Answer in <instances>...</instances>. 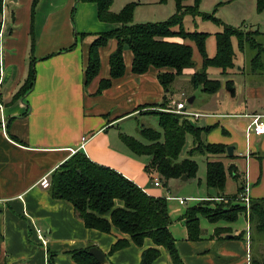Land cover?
<instances>
[{"label": "crops", "instance_id": "obj_1", "mask_svg": "<svg viewBox=\"0 0 264 264\" xmlns=\"http://www.w3.org/2000/svg\"><path fill=\"white\" fill-rule=\"evenodd\" d=\"M116 1H121V5L116 12L111 8L114 13L130 3H138L135 24H140L137 23L138 13L139 20L147 23L158 17L166 21L176 12L175 0L173 13L166 7L170 0ZM190 1L195 2L186 3ZM33 2L2 0L0 12V264H76L70 252L93 247L107 256L109 264H140L143 252L155 247L147 240L143 247L131 243L110 254L118 240H129V236L116 228L110 234L87 228L70 202L54 198L50 189L42 187L44 178L50 180L52 173L78 152L93 163L123 175L148 195L167 199L173 220L170 231L185 264H254L258 252L255 242H263L260 237L252 240L246 215L247 231L245 222L236 225L241 215L232 224H205L200 220L201 239L189 241L185 221L181 220L186 204L181 205L178 197L168 196L170 182L166 185L155 169H149L151 157L137 156L122 140V136L129 135L120 131V123L147 112L163 111V104L170 110L176 103H185L176 101L171 87L167 91L160 83L158 75L164 70L151 68L142 75L134 74V56L126 49L123 54L125 75L113 80L111 87L99 94L101 82L111 79L109 61L117 42L112 40L100 49L101 69L86 86L89 48L98 34L120 29L122 25L102 22L94 1L39 0L34 10ZM256 7L257 0H202L200 10L212 13L217 9L216 16L235 27L239 24L236 22L243 24L255 16L260 17L264 12L259 14ZM256 25L264 38V19L259 18ZM254 26L251 23L244 30ZM210 34L214 42L209 44L212 53H208L213 57L216 32ZM33 61V88L21 94ZM235 64L240 66L238 62ZM202 67L201 58L194 71L185 70L175 82L188 77L193 86L192 76ZM212 72L218 75L212 78ZM208 75L223 83L222 89L229 92L231 102L222 103L221 90L205 94L200 88L204 94L199 96L195 92L189 99H193V107L185 106V111L200 115L198 118L190 116L198 123L201 121L198 126L212 127L204 136L206 143L234 149L233 157L227 152L224 156L207 158L210 162L221 161L227 170L225 196L234 197L239 188L245 186L250 201L263 199L264 134L249 130L251 119L247 116L264 114V73H251L254 80L243 79L239 85L230 79L235 75L232 71L227 78L235 84L234 94L225 87L228 80L221 79V76L226 77L219 70L210 68ZM231 168L237 170L238 179L230 173ZM156 180L160 181V187L155 186ZM218 197L216 192L214 196L208 194L194 201H221ZM217 228H229L230 233L217 237ZM37 230L43 232L45 245L39 241ZM262 247L258 249L261 251ZM159 250L160 257L153 264H172L169 253L164 248Z\"/></svg>", "mask_w": 264, "mask_h": 264}, {"label": "trees", "instance_id": "obj_2", "mask_svg": "<svg viewBox=\"0 0 264 264\" xmlns=\"http://www.w3.org/2000/svg\"><path fill=\"white\" fill-rule=\"evenodd\" d=\"M98 4V17L102 22L119 23L120 29L96 36L88 51V62L85 68V85H89L99 74L101 69L100 49L112 40L117 42L116 50L110 55L111 79L103 80L98 93L111 87L113 80L125 75L126 67L124 51L133 53L132 72L142 75L151 68L164 70L158 75L162 86L169 91L175 80L184 71L195 67L193 47L195 44L203 61V67L192 76L195 89L202 88L205 93L215 94L223 88L219 80L209 78L208 70L217 69L227 77L236 66L237 49L241 53L253 52L250 60L249 72L256 75L264 73V43L259 41L263 35L259 30H244L224 23L216 16L217 9L212 13L200 10L202 0H195L192 5L188 0H175L176 12L168 20L162 22L134 23L135 9L138 3L126 5L119 13L111 8L116 0H87ZM39 0H34L33 10ZM257 12H264V0H257ZM2 0H0V12ZM201 18L222 27L216 33L215 50L211 57L207 51V43L211 34L201 31H189L185 26V17ZM177 41H176V40ZM179 40V41H178ZM74 46L71 47L73 49ZM31 63L29 79L21 89V94H27L34 85L35 71ZM234 82L228 80L225 87L235 93ZM163 104V111H151L145 114H155L161 131L142 127L141 135L146 140L142 143L129 136H122L127 147L137 156L151 157L149 166L157 170L164 182L172 179H194L198 174V164L192 159L196 154L206 156L227 155V147L222 144H209L204 136L212 127H200L190 116L167 111ZM188 136L192 137L193 147L188 152V158L181 160V154L186 146ZM230 173L239 178L237 170ZM51 195L54 198L70 202L78 216L89 229L110 234L113 228L129 236L120 239L111 248L110 254L123 250L131 245L143 247L145 241L150 240L155 247L143 252L140 264H153L160 257L159 248H164L170 255L172 264H185L177 249L170 227L173 224L166 198H156L145 193L135 183L118 172L93 163L87 156L78 152L66 161L50 177ZM227 182V170L221 161L207 162L206 185L218 192L222 203L213 200H203L197 205L186 209L181 220L185 221L189 241L201 239V218L211 224L225 222L235 223L239 216L246 212V206L234 202L241 201L240 196L245 192V186L239 188L238 195L226 197L224 192ZM240 195V196H239ZM225 200L228 202L226 203ZM202 204V205H200ZM249 224L256 232L252 240L257 237L264 244V198L250 201ZM214 205V207H212ZM229 234L230 230L217 228V237ZM90 248L71 251V257L76 264H100L89 253ZM254 264H257L255 261Z\"/></svg>", "mask_w": 264, "mask_h": 264}, {"label": "rangeland", "instance_id": "obj_3", "mask_svg": "<svg viewBox=\"0 0 264 264\" xmlns=\"http://www.w3.org/2000/svg\"><path fill=\"white\" fill-rule=\"evenodd\" d=\"M174 1L170 0V2L168 3V5L166 6L168 9H170L171 13L174 12ZM186 4H192V1H190V3H186ZM121 5V1H116L115 4L112 7V11L114 9V11L116 12V10L118 11L119 7ZM140 12V11H139ZM223 12V11H222ZM171 15V14H170ZM260 17H254L252 20L247 21L245 23L242 24V22H236L239 24H235L237 26L235 27H242L243 29L250 27V24L253 23L255 26L252 28V30H254L255 28H257L256 25V21L260 18V19H264V13L262 15H259ZM167 16H165L166 18ZM140 16L139 13L137 14V23H143L145 22V20H139ZM169 18V17H168ZM166 18V19H168ZM153 20H151V22H162V20L164 18H151ZM196 20V22H195ZM141 21V22H139ZM143 21V22H142ZM165 21V20H164ZM186 24L185 26L188 28L189 31H201V32H205V33H217L220 32L222 30V27L216 25L215 23L212 22H203L201 19L197 18L194 19L193 17H186L185 20ZM195 23L198 24V26H195ZM214 39L211 37L208 41V49L207 51L212 53V48L209 51V44H213ZM259 41H261L262 43H264V38L260 37ZM189 44H192L189 42ZM235 44V49H236V53H237V58H236V63L238 62V64H240V66H238L233 72L235 75L231 76L230 79L235 80L237 83H239V85H241V82H243V79L248 80V81H252L254 80L253 76L251 75V73L249 72V65H250V60L252 59L253 56V52H245V53H241L237 48H236V42L234 41ZM194 49V62L197 65H200L201 63V58L200 55L197 51L196 46H193ZM215 51V49H214ZM241 70L238 71V69ZM245 67V68H244ZM188 72H192L194 71V69H188ZM240 73V74H238ZM217 74L218 72H212V78L214 77V75ZM218 77V76H216ZM220 77V76H219ZM221 79L223 80H230L229 78H223L221 76ZM171 92H174L175 96L174 98L176 99V101L178 100H182L183 102H185L187 108L191 109L193 107L192 104H189L188 100L195 96V94L197 93L199 96L202 93V90L199 89H195L191 83L188 80V77H181L179 78L172 86H171ZM196 92V93H195ZM207 94V93H205ZM221 95H222V103L225 105L226 103H230V95L229 92L226 89H221ZM198 105L196 104L195 107H197ZM172 109H175L172 107ZM227 111H232L231 109L228 110L227 108L225 109ZM220 111H223L222 109H220ZM193 120L194 123H196L197 125L201 124V121L198 123L196 119H194L193 117L191 118ZM142 127H146V128H153L155 130L161 131L159 125H158V117L155 114H143V115H137L133 118H130L122 123H120L119 128L120 131H122L124 134H127L129 136L135 137L137 140L141 141L142 143H146V140L142 137L141 135V129ZM237 129V128H236ZM238 130V129H237ZM193 140L191 136H188L187 138V143L186 146L181 154V160L188 158V152L191 150V148L193 147ZM208 156L206 155H200V154H196L195 156L192 157L193 160H195L198 164L199 170H198V174L197 177L194 179H187V180H183L181 179H172L170 180V184H169V188L170 191L168 192L170 197H178V198H182V199H188L187 203L185 205V209L192 207L194 205H196L198 202L194 201V199L196 198H200V197H207L208 194L214 196L215 193L217 192L215 189H210L207 187L206 185V174H207V168H206V163L208 161ZM157 171V170H156ZM241 200V199H240ZM213 201V200H211ZM219 204L222 203V201H217ZM225 202L227 203L228 201L225 200ZM241 204V205H245L242 200L238 201V202H234L233 204ZM202 205V204H200ZM251 206V204H250ZM214 207V205L212 206ZM173 211V210H172ZM174 212V211H173ZM249 212H250V207L247 208L246 206V212H244L243 214H241L242 217H240V219L236 222V225L239 226L241 224H243L245 222L246 225L245 226V230L247 231V220L246 217L249 216ZM175 213V212H174ZM244 215H246V217H244ZM201 220H203V223L205 222V224H211L207 219L202 218ZM247 222V223H246ZM223 222H219L218 224H221ZM249 228L251 230V233L254 234L256 232V229L254 228V226L251 224L249 225ZM225 230H228L229 228H222ZM261 241V239H260ZM257 243V244H256ZM255 244L257 245L255 248L256 252L255 254V261H257V264H264V244L261 242H255ZM260 246H263L261 251L258 249Z\"/></svg>", "mask_w": 264, "mask_h": 264}, {"label": "built area", "instance_id": "obj_4", "mask_svg": "<svg viewBox=\"0 0 264 264\" xmlns=\"http://www.w3.org/2000/svg\"><path fill=\"white\" fill-rule=\"evenodd\" d=\"M1 36L2 35H0V38H1ZM185 106H186L185 103H176L175 104V109H170L168 111L176 113V114H183V115H186V116H194L195 118H198L200 116L199 114H192V113L186 112L185 111ZM247 117H249L251 119L249 130L254 132L257 135H263L264 134V114H253V115H249ZM41 185L44 188H49L50 181L47 178H44L41 181ZM155 186L156 187H160L161 186V183H160L159 180L155 181ZM248 191L249 190L247 188L245 190L244 194L241 197L242 202L245 204V206H247V208L250 207V199L248 197ZM177 200H178V202L181 205H184V204H186L188 199L178 198ZM36 234H37V237H38L39 241L42 244L45 245L46 244V240H45L43 232L41 230H37Z\"/></svg>", "mask_w": 264, "mask_h": 264}, {"label": "water", "instance_id": "obj_5", "mask_svg": "<svg viewBox=\"0 0 264 264\" xmlns=\"http://www.w3.org/2000/svg\"><path fill=\"white\" fill-rule=\"evenodd\" d=\"M257 29L255 28L254 31H256ZM192 100H189V104H192ZM234 149L233 147H228L227 148V152H228V155L230 157H233L234 155ZM183 180H187V177L186 176H183L182 178ZM228 238H231V236H228ZM89 253L91 256H93L100 264H109V260L107 258V256L101 251L99 250L98 248L96 247H93L89 250Z\"/></svg>", "mask_w": 264, "mask_h": 264}]
</instances>
